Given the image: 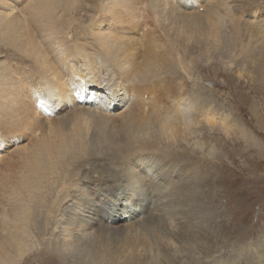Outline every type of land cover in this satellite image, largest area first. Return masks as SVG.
<instances>
[{"label":"bare ground","instance_id":"bare-ground-1","mask_svg":"<svg viewBox=\"0 0 264 264\" xmlns=\"http://www.w3.org/2000/svg\"><path fill=\"white\" fill-rule=\"evenodd\" d=\"M20 1L16 0V3ZM80 2L22 0L20 7L19 4H12V0H0V9H3L0 11V47L19 51L37 66V71L29 70V76L26 77L21 71L23 67H14L10 62L8 78L4 76L6 79L0 81V155L10 146V138L21 137L17 133L19 124L16 127L13 123L9 126L4 124V127L1 123L7 118L19 121L20 117L27 119L32 115L39 128V113L43 114L45 109L61 112L58 109L62 106L55 104V99H64L80 112L84 110L83 113L88 114L85 121H93V125L99 127L106 126L110 119L119 118L112 135L107 138L112 143L113 152L107 163L108 179H101L100 176L95 178V174H92L95 169L86 171L89 176H85V182L80 183L79 194L77 188V194L72 191L74 180L71 183L72 180L69 182L65 177L63 184L60 183L62 185L57 196L63 190L72 191L74 196L68 203L71 207L70 216L67 215L62 224L53 227L59 229L56 239L50 235L55 240L53 245L58 243L57 249L54 245L50 250L55 256L53 259L65 261L64 254L70 252L79 253L85 264L93 262L92 259H95L94 264H182L190 254H201L203 250V235L197 233V225L191 221H195L196 206L200 203L190 187L195 174L181 169L179 160L170 155L163 157L157 153L160 150L167 153L182 136L194 131L199 124H214L218 121L206 110L203 111L207 112L204 120H197V116H193V109H198V106L187 97L188 91L183 92V89L177 94L173 80L165 77L164 73L170 72L175 66L171 56L179 60L182 58L181 53H194L196 49L206 51L209 46L220 45L229 36H233L231 39L235 41L232 42L238 43L233 48L237 51L240 46L242 52L249 51L251 59L254 57L258 60L259 70L264 71V15L260 9H254L255 6L254 11L237 8L236 0H99L95 9L99 8L101 17L97 16V21L91 22L92 28L77 21L82 35L79 39L72 37L73 40L68 32L76 21L73 16L83 8ZM141 3L145 4L142 12ZM145 11L143 17L147 20L143 29L153 25V33L164 43V47L157 40L146 38L149 29L139 39H134L130 33L114 36L110 29L142 24L140 18ZM248 12L249 22L252 21L249 42L247 31L245 39H242L245 31L241 30L248 20H244V13ZM228 22L232 23L231 27L224 28ZM76 35L79 36L78 33ZM145 46L150 49L148 53ZM74 61L82 67L73 66ZM185 66L189 67L187 64ZM242 73L237 74L241 76ZM114 75L121 78V83L112 82ZM34 81L38 84L36 88L32 87ZM52 89L58 91L52 92ZM86 89L88 93H85ZM113 90L122 91V95L113 94ZM165 97H171V101L164 100ZM26 98L30 100L29 103ZM38 103L44 109L43 112L35 110L41 108ZM186 106H192L193 109H187ZM62 116L58 115L57 118L61 121L64 118ZM224 123L225 119L219 121V124ZM20 124L24 126V123ZM82 125V121L75 124L78 138H84L85 135ZM32 129L28 128L30 131ZM37 130L34 129L32 133L36 135ZM244 132L242 130V136ZM40 135V142L30 143L20 152L16 161L22 164V174L12 184L11 190H6L0 196V264H13L18 257L22 261L28 255L26 253L35 252L34 248L37 247L29 243L30 235L39 233V220H47L41 208L47 212L51 209L47 206L51 204V196H55L52 195L53 190L57 189L56 180L51 181L52 175L56 173L53 166L65 164L59 160L67 153L78 155L84 151L78 145L71 152L65 149V146L71 145L65 143L66 139L56 141L54 137L59 135H49L46 131ZM4 136L8 137L7 142ZM83 142L78 141V144L83 146ZM54 160L56 162L52 165L50 162ZM46 162L50 163V168L44 165ZM47 171L51 172V177L44 174ZM56 174L59 175L58 172ZM114 176L119 178L116 183L122 185L124 191L113 186L115 181L111 178ZM6 182V178L0 179L1 190L6 187ZM53 198L52 203L55 204L56 199L53 201ZM2 203L11 206V209L3 207ZM37 213L41 215L39 220L34 218ZM120 221L121 225L113 226ZM167 221L181 226H167ZM108 226L115 228L112 232L120 234L112 233ZM29 228L34 231L30 233ZM108 236L119 237L118 244L112 246L108 243ZM82 239L87 240L84 241L86 245L81 243ZM82 247L88 255L83 253Z\"/></svg>","mask_w":264,"mask_h":264},{"label":"rangeland","instance_id":"rangeland-1","mask_svg":"<svg viewBox=\"0 0 264 264\" xmlns=\"http://www.w3.org/2000/svg\"><path fill=\"white\" fill-rule=\"evenodd\" d=\"M21 1L16 3V0H12V4L15 6L19 4L21 7ZM80 1L79 4H81L83 8L73 16L76 21L71 25L73 26L71 31L68 32L70 34V39L75 37V39H79L82 35V29L79 28L78 22H83L92 28L91 22L97 21L96 17H101L102 15L99 8L95 9V6L98 5H96V3H98L99 0ZM249 1H251V3ZM249 1L236 0L237 8L252 11L255 6L256 8L254 9H260L264 15V0ZM144 5L145 4L141 3V12L143 11ZM186 8L190 9L192 7ZM2 10L1 7L0 11ZM231 12L234 13V11ZM144 13L146 14V11L143 12L142 18H140L142 24H131L132 26H126V28L121 29L110 27L114 36L129 35L128 33H130L135 37L134 39H139L141 37L143 38L147 29H149L146 38L155 39L159 44L160 38L153 33V25H149L150 27L145 26L143 29V25H145L146 22L145 20H147L146 17H143V15L145 16ZM235 15L238 16L237 14ZM244 15L246 17L244 20H247L250 13H244ZM91 17L94 20H92ZM249 19L241 29L242 31H245L242 39H245L247 31L248 42L252 31V23H250L252 21L249 22ZM247 22L249 26L247 25ZM76 23L77 25H75ZM150 24H152V21H150ZM226 24L228 25H225L227 27L224 28H230L232 23L228 22ZM103 26L104 25H102V27ZM242 31H240L239 38H241ZM76 33H78L79 36H77ZM231 38H233V36H229L216 47L209 46L206 51L205 49H196L194 53L192 52L186 55L181 53L182 58H179L180 62L179 60H176V56H171V61L175 66L170 72L164 73L165 77L173 80L172 84L177 91V94L183 89V92L185 90L188 91L187 97H190L200 110L197 108L193 109L192 106H186L185 108L193 109V116H197V120H204L207 112L203 111L206 110L211 113V115H214L218 121V123H214L215 125H206V123L199 124L194 131L189 132L186 136H182L180 140L174 144V147H170V150H167L168 154L166 151L163 152L161 150L157 153L161 156L164 155L163 157L170 155L171 158L173 157L176 160H179L181 169H185L189 173L195 174V179L192 181L190 187H192L193 194L200 203L197 202L199 204L196 206L197 210H195L196 219L195 221L194 219H191V221L197 225V233L203 235L201 239L203 250L201 254H198L197 252H195L196 255L190 254V256H188L189 258H185L182 264H264V76H261L264 75V71L259 70L258 60H255L254 57L251 59L248 54L249 51L242 52L240 46L236 51L233 47L238 46V43L232 42L235 40ZM137 43L141 44V41H138ZM161 43L162 42H160V44ZM161 45L164 47V43ZM169 46H171V44ZM147 48L148 47L145 46L146 53L150 51V49ZM246 48L248 49L249 45ZM179 49L182 50V48ZM151 51L153 52L155 50L151 49ZM254 56L256 55L254 54ZM0 57H2L0 58V81L6 79L4 76L8 78L10 73V71H8V64H10V62L14 67H23L21 71L26 77L29 76V70L34 72L37 71V66L28 61L23 54L19 53V51H11L8 48L4 49L0 47ZM7 58L10 59V61L7 60ZM191 61H193L192 64L189 63ZM76 63L77 62L74 61L73 66L79 68L82 67ZM186 64L189 65V67L185 66ZM5 73L7 74L5 75ZM237 73H242V75L238 76ZM117 78H119V76L117 77L114 75L112 82L121 83V78ZM78 80L80 81L81 77H79ZM112 82L111 84H113ZM33 83L35 85L32 87L36 88L38 84H36L35 81ZM181 86L184 87L181 88ZM54 91L57 92L58 90L52 89V92ZM88 92L89 91L86 89L85 93ZM112 92L113 94L117 93L118 95H122V91L120 90H113ZM164 100L171 101V97H165ZM28 101L30 100L27 99V102ZM54 103L62 106L58 109V112L60 110L61 112L54 113L51 110H44L42 109V106H40L41 104L38 103L41 108L35 110H38V113L40 110V112H43L44 110L43 114L39 113L41 123L39 128L38 125H36V120H33L32 115H30L32 119L30 117L27 119H25V117H20V120L17 121L15 118H7L5 120L6 123H1L6 126L13 123L15 127L19 124L20 129L17 133L18 136L21 137L20 139L10 138V146L7 147L4 152H1L0 174L2 173V175H0V179L4 177L7 179V182L6 187L2 190L0 189V192L2 191L0 196H3V193H5L6 190V192L11 190L12 184L14 185L17 177H20L22 174V164L19 161H16L18 156H20V152H22L28 144L40 142V134H42L43 131H46L49 135H59L54 137L56 141L66 139L65 143L70 144L71 147L65 146V149L70 152L74 146L77 147V145L84 148V151L79 152L78 155H75V153H67L63 156L59 162L64 161L66 162L65 164L61 163L53 166L56 168L53 170L56 171V173H59V175L56 173L55 175H52L54 177L51 179V181L56 180L55 183L57 182V185L55 186L57 189L53 190L54 194H52L55 196H51L56 199L55 201L53 198V201L56 203L54 202L55 204H53L52 198H50L51 202L49 203L51 204H48L47 208L50 207L51 209L47 212L41 208L43 211L42 214L44 213L46 215L48 221L45 219L39 220L41 217L39 213L35 215V220H39L37 223L39 233H31L34 229L32 228L30 230L29 228V232L31 233L29 243H33L34 247H37L34 248L35 252L30 250L31 252L26 253L28 255H25L22 261L19 260L21 259L19 257L18 260L15 258L13 264H83L84 261L80 259L78 255L79 253L70 254V252H66L64 254V258L66 259L62 262L61 260L53 259L55 256H53L50 250L54 248V245L57 249L58 243L56 242V244L53 245V240L54 238L56 239V235H58L57 231L59 233V229L53 227H57L60 223L62 224L65 217L67 218L70 216L71 207L68 206L70 204L69 199H73V190L75 193L78 191L77 193L79 194L80 186H82L80 183L84 181L83 178L85 176H89V174H86V171L95 169V172L92 173L95 174V178L100 176L101 179H108L107 177H109V167H107L109 165L107 163L110 160L109 158L112 157L113 152L111 149L112 143L107 141V138L112 135L113 127L117 126L120 119L115 117L116 119H110V123L106 124V126L102 125L99 127L93 125V121H85L84 118L88 114L83 113L84 110H81V112L80 110H76L74 105L72 106L71 104H68L64 99H55ZM95 105H97V102H95ZM35 107L36 104L34 105V108ZM60 113L63 114L62 117H64L61 121L57 118L58 115H61ZM89 116L93 117L92 115ZM222 119H225V123L227 124H219V121L221 122ZM8 121L11 122L9 123ZM77 121L83 122L82 126L83 129H85V135L83 134L84 138H78L79 136L76 133L77 126H75ZM18 122L24 123L25 127ZM54 123H57L56 126ZM113 123L115 124L113 125ZM30 127H33L31 131L28 130ZM34 129H39L36 131V135L32 133ZM12 130L15 131L14 129ZM242 130L245 131L243 136L241 134ZM38 136L39 138L37 139ZM5 139L7 142L8 137L4 136V140ZM119 139H121V136H119ZM78 141H84V145L81 146V144H78ZM54 162H56V160L50 163L53 165ZM50 163L46 162L44 165L47 168H50ZM194 171H196V173ZM181 172L182 174L184 173L183 171ZM44 174L51 177L50 171H47ZM64 178L69 182L72 180L71 183L74 180L75 188L73 187L70 192L63 190L60 195L57 196L56 193L60 191L61 185L63 184L62 180ZM111 179L115 181H113V186L120 191L125 190L122 185L120 186V184L116 183L119 178L114 176ZM45 181H47V179ZM2 204L3 207H9L11 209V206H7L5 203ZM50 211L51 215L49 214ZM183 220L185 221V219ZM121 222L122 221H120L119 224L115 223L113 226H119L122 224ZM175 223L176 222L173 223L172 221L169 223L167 221L165 225L171 227L181 226V224L180 226H177ZM114 227H109L111 232ZM112 233L120 234V232ZM50 235H54V238L52 239ZM119 239V237L111 238L108 236L107 242L111 243L113 246L118 244ZM84 241L87 240L82 239L81 243L86 245L87 242L84 243ZM83 251L86 255L89 254L84 248ZM46 253H51L52 256L48 254L46 255ZM92 260L93 262L91 261L90 264H94L95 259ZM259 260H262L263 262H260Z\"/></svg>","mask_w":264,"mask_h":264}]
</instances>
